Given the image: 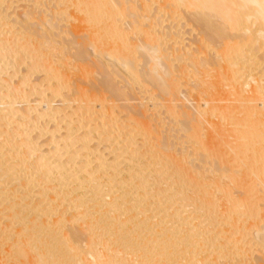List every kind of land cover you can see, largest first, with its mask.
<instances>
[{
    "label": "bare ground",
    "instance_id": "bare-ground-1",
    "mask_svg": "<svg viewBox=\"0 0 264 264\" xmlns=\"http://www.w3.org/2000/svg\"><path fill=\"white\" fill-rule=\"evenodd\" d=\"M0 264H264V0H0Z\"/></svg>",
    "mask_w": 264,
    "mask_h": 264
},
{
    "label": "rangeland",
    "instance_id": "rangeland-1",
    "mask_svg": "<svg viewBox=\"0 0 264 264\" xmlns=\"http://www.w3.org/2000/svg\"><path fill=\"white\" fill-rule=\"evenodd\" d=\"M20 3H21V2H19V4H20ZM22 3H24V2H22ZM17 4H18V3H17ZM20 5H21V4H20ZM14 6L16 7V9H18V8H17V5L14 4ZM187 35L189 36V33L185 34L184 37L186 36L185 38H187V37H188ZM189 37H190V36H189ZM187 40H188V39H187ZM187 40L185 39V41H187ZM221 102H222V101H221ZM223 102L225 103V101H223ZM223 102H222V103H223ZM226 150H227V149H226ZM227 156H228V155L226 154V157H227ZM251 244H252V243H251ZM248 245H249V243H248ZM252 246H253V245H252ZM253 247H254V246H253ZM253 247H252V248H253ZM253 249H255V247H254ZM254 252H255V253H254ZM253 254H254V256H255V255L258 254V253H256V250H254V251H253Z\"/></svg>",
    "mask_w": 264,
    "mask_h": 264
}]
</instances>
